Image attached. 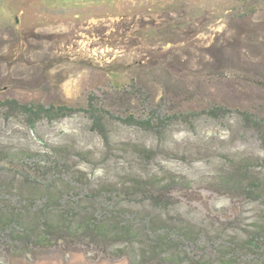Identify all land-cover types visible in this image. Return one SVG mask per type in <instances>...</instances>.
I'll list each match as a JSON object with an SVG mask.
<instances>
[{
	"label": "rangeland",
	"instance_id": "1",
	"mask_svg": "<svg viewBox=\"0 0 264 264\" xmlns=\"http://www.w3.org/2000/svg\"><path fill=\"white\" fill-rule=\"evenodd\" d=\"M164 68L171 74L182 69L185 81L170 83L194 95L178 96L168 109L200 110L211 102L264 113V0H0V83L9 84L0 96L85 107L91 92L113 93L137 78L159 102L168 80ZM118 107L111 108L121 112ZM129 108L148 112L137 99ZM106 124L113 142L143 144L157 149L156 155L145 161L127 149L107 152L83 111L44 119L34 130L0 114V142L11 149L44 150L47 143L91 149L94 161L79 166L97 181L131 172L185 175L195 187L169 211L213 229L237 214L244 225L257 217L258 203L233 202L201 185L227 169L229 158L264 155L257 133L243 126L236 111L175 121L164 143L155 131L114 117ZM163 144L185 157L164 152ZM0 264L130 263L62 245L23 256L0 254Z\"/></svg>",
	"mask_w": 264,
	"mask_h": 264
},
{
	"label": "trees",
	"instance_id": "2",
	"mask_svg": "<svg viewBox=\"0 0 264 264\" xmlns=\"http://www.w3.org/2000/svg\"><path fill=\"white\" fill-rule=\"evenodd\" d=\"M167 76L164 94L155 102L140 79L102 96L91 92L85 107L0 96V114L20 119L34 130L44 120H56L83 111L101 135L106 151L127 149L151 161L157 149L134 142H113L106 119L165 134L175 121L191 122L201 114L215 118L236 111L244 127L254 130L264 150V113L260 109L231 108L208 103L200 110L168 109L178 96L192 91L172 86L185 81L182 69ZM9 84L0 83V91ZM191 98H187L191 99ZM137 99L148 112H132ZM120 104L118 111L111 107ZM109 105V106H108ZM120 109V110H119ZM173 156L183 152L161 145ZM91 149L70 143H47L44 150L11 149L0 142V254L27 255L57 246L83 247L130 264H264V155L229 158L227 169L208 176L201 185L233 202L258 203L257 217L244 225L240 214L213 229L169 208L181 202L180 194L194 189L196 181L171 170L131 172L117 180H94L79 166L94 161Z\"/></svg>",
	"mask_w": 264,
	"mask_h": 264
}]
</instances>
